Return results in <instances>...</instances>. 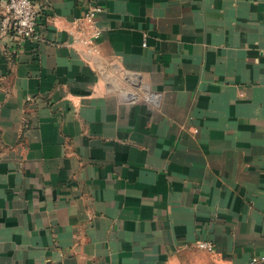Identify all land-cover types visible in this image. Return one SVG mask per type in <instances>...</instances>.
Instances as JSON below:
<instances>
[{
  "label": "crops",
  "instance_id": "1",
  "mask_svg": "<svg viewBox=\"0 0 264 264\" xmlns=\"http://www.w3.org/2000/svg\"><path fill=\"white\" fill-rule=\"evenodd\" d=\"M35 2L38 40L0 0V264H264V0Z\"/></svg>",
  "mask_w": 264,
  "mask_h": 264
},
{
  "label": "built area",
  "instance_id": "2",
  "mask_svg": "<svg viewBox=\"0 0 264 264\" xmlns=\"http://www.w3.org/2000/svg\"><path fill=\"white\" fill-rule=\"evenodd\" d=\"M6 14L2 18L1 30L2 32H11L17 39L34 38L39 39L38 31L41 13L38 9L35 0H5ZM103 10L102 6L96 5L93 7L88 16L94 18L95 15ZM100 37V31L96 29L92 40L88 41L90 50H97L96 40ZM195 245L204 251L214 253L216 251L215 245L208 240L198 239ZM264 261V256L255 257L252 263Z\"/></svg>",
  "mask_w": 264,
  "mask_h": 264
}]
</instances>
